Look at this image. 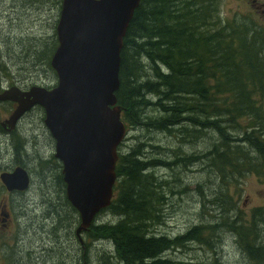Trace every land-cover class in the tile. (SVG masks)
I'll return each instance as SVG.
<instances>
[{"label": "trees", "instance_id": "1", "mask_svg": "<svg viewBox=\"0 0 264 264\" xmlns=\"http://www.w3.org/2000/svg\"><path fill=\"white\" fill-rule=\"evenodd\" d=\"M222 2L141 0L124 39L120 87L116 95L118 104L124 108L122 119L128 130L136 126L149 132H154V127L157 130L172 129L171 134L181 140L177 151L164 148L160 140L154 142L153 146H157L153 149L161 158L168 156L169 151L175 154L182 151L181 144L186 142L182 137L184 133H188L189 139H193H190L191 143L195 144L212 129L220 143L205 153L203 159H197V152L194 153L197 156L191 153L189 162L201 164L206 161V165H212L210 170L217 169L223 183L219 191L227 200L202 206L201 223L184 233L175 236L149 233L151 224H161L156 222L166 200L161 190L163 175L159 169L172 168L171 162L143 157L146 154L144 145L133 146L127 152L121 146L115 196L111 205L95 218L98 221L95 220L87 230V247L96 239L113 242L117 259L125 264H221L216 250L219 246L211 244L209 234L214 229L231 228L239 244L234 245L236 250L254 260L261 259L264 254V243L259 246L256 237L252 236L255 226L246 225L238 216L242 209L230 192L232 186L239 188L249 174L264 175V25L247 14L236 13L237 18H225ZM52 3L61 7L62 0H24L25 8L32 12L42 11ZM34 43L37 42H31ZM57 45L58 41H54L50 49L47 47L41 52L46 55L47 64L51 63ZM27 59L33 61L29 56ZM0 71L9 75L8 67L1 60ZM12 85L14 83L9 86ZM4 87L0 86V91ZM0 103L14 104L12 101ZM153 106L160 115L152 110ZM34 108L43 111L39 105ZM189 127L193 128L191 132H188ZM0 131L3 135L6 133L1 118ZM231 132L234 136L225 139ZM9 134L14 137L16 159L23 160V156L28 155L27 139L16 130ZM37 158L42 157L38 154ZM51 159L58 162L54 155ZM46 163V159L45 163H40L43 173L55 172L50 167L47 169ZM201 168L207 169L204 165ZM57 177L60 183H65L60 165ZM188 190L185 186V191ZM64 200L71 206L65 195ZM54 205L60 209L62 203L56 201ZM205 209L209 216L205 215ZM104 212H110L111 217L103 218ZM254 212L263 218V223L264 206ZM58 214L51 211L54 219ZM117 217L119 220L115 222ZM106 219L108 221H104ZM204 235L210 242L208 247L214 260L199 263L195 255L186 259L167 256ZM84 258L88 263L87 252Z\"/></svg>", "mask_w": 264, "mask_h": 264}, {"label": "rangeland", "instance_id": "2", "mask_svg": "<svg viewBox=\"0 0 264 264\" xmlns=\"http://www.w3.org/2000/svg\"><path fill=\"white\" fill-rule=\"evenodd\" d=\"M252 3V0H223L222 13L225 18L230 19L237 18L236 13L247 14L256 22L264 25V5L259 4L257 6ZM25 6L24 0H0V60L8 67L7 72L9 73L8 75L4 71H0V86L9 88L11 87L9 86L10 83L15 82L14 85L24 89H29L33 85L53 87L58 82L57 74L51 64H47L46 55L43 54V56L41 52L47 47L50 49L54 41H58L56 27L61 7L57 3H52L51 6H47L42 11L38 9L32 12ZM34 41L38 44L32 45L31 42ZM35 51L38 53L35 54ZM27 56L33 61H28ZM14 104L0 103L1 121L8 118L12 113L15 108ZM152 110L160 115L156 106H153ZM44 117V110L37 108L28 112L14 129L24 139H29L28 155L23 156L25 163L21 167L27 171L31 170L28 171L31 181L29 187L22 191L19 190V195L15 196L11 202V193L4 190L3 187L6 188V186L0 179V264L6 262L8 264H75L78 261L80 263L83 261L86 252L88 264H125L117 259L113 242L101 239L92 240V244L86 247V252L78 242L75 230L80 222V214L64 200V195L67 198L66 183H60V179L57 177L59 162L51 159L52 155L55 156V139L46 126ZM181 128L187 132L185 127L181 126ZM192 130L193 128L189 127L188 132ZM171 131L172 129L157 130L154 127V132H149L136 126L135 129L129 130L128 137L121 145L126 152L131 151L133 146L144 145L146 154L142 155L143 157L159 158L171 162L172 168L159 169V173L163 175L161 190L166 200L165 204L161 206L160 218L156 222L161 224H151L149 233L175 236L186 232L195 224L201 223L202 206H206L208 203L213 205L218 200L227 199L221 194L219 196L216 194V192L220 193L219 188L223 186L219 173L216 172L218 170L215 168L210 170L212 165H206V161L201 162V164L189 162L190 156H188L191 153L196 155L194 153L197 152V159H203L205 153L211 152L214 149L213 146L220 143L218 135L209 129V134L194 144L191 143L193 139H189V134L184 133L182 137L186 139V142L181 144L183 145L182 151L175 154V152L170 153V151L172 149L177 151L176 148L181 140L172 135ZM5 132L0 137L2 138V144L0 143V173L3 172V167H9L15 162L12 147L14 137H12V133L9 134L11 131L5 130ZM232 134L234 133L227 134L225 139H230L234 136ZM159 140L162 141L160 143L162 146L165 145L164 148L170 149L169 155L164 158H161L159 152H155L153 149L157 146H153V143L159 142ZM36 153L37 155H35ZM38 154L42 158L38 159ZM253 155L255 156V154ZM45 159L48 161L45 167L47 169L50 167L52 171H55L50 175L44 174L43 169L40 168V163H45ZM203 165L207 168L205 171L204 168H201ZM13 169L4 171H12ZM225 169L230 171L228 166H225ZM178 179L183 183L179 182ZM263 181L264 175L258 177L249 174L242 180L239 188L235 186L230 188L231 194L234 195L242 209V213L238 216L246 225L255 226L256 230L253 231L252 236L256 237L259 246H261V242L264 243V222H261L262 217L255 215L254 210L264 206ZM185 186L189 188L188 191H185ZM209 199L211 202H207ZM2 200L9 204L6 208L8 216H6L5 221H3L5 216L2 214L1 208ZM52 200H59L62 203L60 208L62 212L60 209H54L55 213H59L57 219H54L51 211L47 210L50 206L45 205L47 201ZM204 213L209 216L207 209L204 210ZM101 215L103 218L111 217L110 212H104ZM118 220L117 217L115 222ZM210 220L212 219L210 218ZM104 221H108V219ZM4 222L6 225L3 224ZM235 234L231 228L218 231L214 229L209 234L211 244L216 247L219 246L216 250L220 263L264 264V254H262L261 259L254 260L249 258L248 254L235 249L234 245L239 246ZM84 235L87 246L88 232H85ZM64 238L73 240L75 248L72 249L66 243L65 246L61 242ZM237 239L239 240V238ZM208 244L210 242L207 241V235H204V238L185 244V247L167 256L186 259L195 255V259L199 263L212 261L214 255L211 253ZM187 248L189 249L187 250ZM32 249L34 252H31ZM186 251L189 252L185 253Z\"/></svg>", "mask_w": 264, "mask_h": 264}, {"label": "water", "instance_id": "3", "mask_svg": "<svg viewBox=\"0 0 264 264\" xmlns=\"http://www.w3.org/2000/svg\"><path fill=\"white\" fill-rule=\"evenodd\" d=\"M141 0H62L51 58L58 82L53 87L17 85L0 91L15 108L1 125L8 131L40 105L62 162L68 200L80 213L82 232L108 208L117 181L119 146L128 129L116 95L120 87L124 39ZM9 191L25 190L31 177L17 166L0 173ZM82 264H87L83 262Z\"/></svg>", "mask_w": 264, "mask_h": 264}, {"label": "flooded vegetation", "instance_id": "4", "mask_svg": "<svg viewBox=\"0 0 264 264\" xmlns=\"http://www.w3.org/2000/svg\"><path fill=\"white\" fill-rule=\"evenodd\" d=\"M252 4L254 5V4H256L257 6L259 5V4H262V5H264V0H252ZM13 83H15V82H13ZM22 88V87H21ZM22 89H24V88H22ZM35 110V108L33 109V110H31V111H34ZM45 118V117H44ZM44 118H43V120H44ZM17 127V126H16ZM3 136V134H2V132L0 131V137H2ZM29 142V139L27 140V143ZM26 143V144H27ZM13 147V149H14V156H15V162L11 165V166H9V167H15L16 165L17 166H22V163H25L24 162V159L22 160V161H20V159H16V153H15V147H14V145L12 146ZM27 149V148H26ZM59 162V165H60V167H61V170H62V162L59 160L58 161ZM64 180V179H63ZM4 188V190L6 191L7 189L5 188V187H3ZM10 193H11V197H10V200H11V202H13V200L15 199V196H18L19 195V193H20V191L19 190H14V191H9ZM66 192V191H65ZM217 193V195L219 196V194L220 193H218V192H216ZM67 196V195H66ZM68 199V198H67ZM58 203H59V201H57ZM202 202V201H201ZM207 202H211V199H209ZM1 203H2V205H1V208H2V214L5 216V217H3V221H5L6 220V216H8V211L6 210V208H7V206L9 205L8 204V202H5L4 200H2L1 201ZM54 203H56V201H54V200H52V201H47L46 202V204L45 205H49L50 206V208H48L47 210H49V211H54V209H56L57 207L54 205ZM203 204V203H202ZM58 208H60V207H58ZM4 225H6V223L4 222L3 223ZM75 236H76V238H77V240H78V242L80 243V245H82V248H84L83 250H85L86 249V237H85V235H83L82 236V239H80V237H78L77 236V233H76V230H75ZM65 240H68V241H70V242H67V241H65ZM63 244H67L68 246H71V248L72 249H74L75 247H74V242H73V240H71L70 238H64L62 241H61ZM66 244H65V246H66ZM14 249H16L15 247H14ZM31 252H34V249H32L31 250ZM83 253H84V251H83ZM85 254V253H84ZM84 261H86L87 262V260L85 259V258H83V261L82 262H84ZM81 262V263H82ZM80 262L78 261L77 263H75V264H79Z\"/></svg>", "mask_w": 264, "mask_h": 264}, {"label": "bare ground", "instance_id": "5", "mask_svg": "<svg viewBox=\"0 0 264 264\" xmlns=\"http://www.w3.org/2000/svg\"><path fill=\"white\" fill-rule=\"evenodd\" d=\"M1 84V83H0ZM21 88V87H20ZM28 144H29V142L25 145V148H28L27 146H28ZM29 146H30V144H29ZM217 194V193H216Z\"/></svg>", "mask_w": 264, "mask_h": 264}]
</instances>
